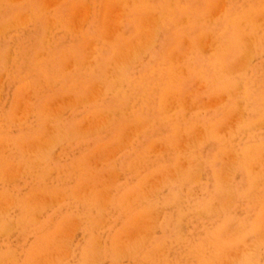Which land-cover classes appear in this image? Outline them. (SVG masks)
Masks as SVG:
<instances>
[{
    "label": "rangeland",
    "instance_id": "1",
    "mask_svg": "<svg viewBox=\"0 0 264 264\" xmlns=\"http://www.w3.org/2000/svg\"><path fill=\"white\" fill-rule=\"evenodd\" d=\"M0 264H264V0H0Z\"/></svg>",
    "mask_w": 264,
    "mask_h": 264
},
{
    "label": "bare ground",
    "instance_id": "2",
    "mask_svg": "<svg viewBox=\"0 0 264 264\" xmlns=\"http://www.w3.org/2000/svg\"><path fill=\"white\" fill-rule=\"evenodd\" d=\"M184 8V7H183ZM185 10V9H184ZM250 14V13H249ZM249 18V17H248ZM5 224V223H4Z\"/></svg>",
    "mask_w": 264,
    "mask_h": 264
}]
</instances>
